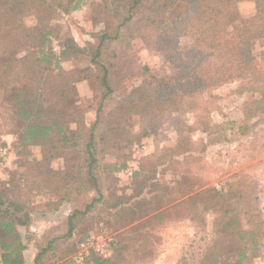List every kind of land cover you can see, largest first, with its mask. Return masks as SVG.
I'll return each mask as SVG.
<instances>
[{"label":"trees","instance_id":"1","mask_svg":"<svg viewBox=\"0 0 264 264\" xmlns=\"http://www.w3.org/2000/svg\"><path fill=\"white\" fill-rule=\"evenodd\" d=\"M241 1L102 0L94 5L95 12L110 14L112 22L92 33L93 41L84 48L72 37H64L56 54L47 46L51 36L58 37L49 19L57 11L77 9L79 0H0V89L9 93L10 104H0L5 119L0 131L18 134L23 144L16 148V168L0 181V264H24L25 243L18 227L29 224L33 195L42 194L47 206L57 207L63 201L75 202L90 191L97 194L84 209H73L67 215L69 234L76 218H82L102 196L100 159L104 152L119 153L148 136L150 128L164 124L167 111L186 106L193 110L194 120L191 124L175 122L174 147L158 149L135 162V186L124 200L114 203L117 212L135 214L148 203L142 195L149 175L159 167L168 164L176 168L196 157L192 131L204 134L198 152L223 140L226 123H212L208 107L197 100L207 88L233 79L246 80L242 91L250 92L252 98L245 102L241 120L232 123L245 130L249 120L264 115V48L260 57L253 54L254 41L264 42V0H250L254 12L249 17L240 15ZM28 14L36 18L33 27L22 24ZM185 35L191 39L189 44L179 46V37ZM135 38L145 42L151 38L154 44L167 48L165 57L175 64L176 72L162 77L148 74L139 85L115 99L116 83L126 77L125 49ZM79 55H86L95 71L62 68L60 61ZM83 80L90 81L95 91V118L89 125L76 106V84ZM109 101L114 103L106 107ZM134 115L140 118L137 133L129 129ZM25 145L39 147L41 158H30ZM54 157L63 159L61 169L49 168L48 161ZM177 184L180 196L185 198L168 206L169 210H190L191 217L204 211L214 215L213 238L200 264H246L261 254L264 219L242 203L247 194L242 187L229 181L221 187L207 188L185 181ZM165 196L157 193L152 198L161 205ZM164 211L154 216L160 217ZM44 251L35 255L34 264H41ZM91 262L113 264L109 257L94 256Z\"/></svg>","mask_w":264,"mask_h":264},{"label":"rangeland","instance_id":"2","mask_svg":"<svg viewBox=\"0 0 264 264\" xmlns=\"http://www.w3.org/2000/svg\"><path fill=\"white\" fill-rule=\"evenodd\" d=\"M99 2L102 0H79L77 9L67 13L55 12L49 19V26L54 28L58 37L51 36L47 43L49 49L57 54L66 36L72 37L83 48L87 42L93 41L92 33L103 29L107 21L112 22L110 14L103 10L95 12L94 5ZM238 10L242 17L251 16L254 12L253 2H239ZM22 24L25 27L35 26L34 14L24 16ZM190 40L189 36H180L178 44L186 46ZM263 48V40H255L253 54L260 57ZM167 52V48L154 44L151 38L147 42L141 38L131 40L125 49L126 77L116 83L114 98L125 95L148 74L157 77L173 75L176 72L175 64L166 59ZM60 64L64 70L78 69L83 73L95 71V66L86 55L70 57L60 61ZM246 85V80L233 79L207 88L197 95L198 102L208 107L212 123H226L228 128L225 138L207 145L203 152H198L199 141L204 134L192 131L190 135L196 142L194 146L197 150L193 155L196 157L187 160L186 164L176 165V168L166 164L159 167L153 176L149 175L142 195L148 203H144L135 214L117 212L119 208L114 203L124 200V197L132 193L135 186V162L155 154L158 149L174 147L177 135L174 125L177 120L187 124L193 122V110L186 106L177 111H167L164 124L156 129L150 128L148 136L125 146L119 153L113 150L104 152L100 159L103 168L102 196L84 211L82 218H76L69 234L67 215L73 209H84L85 204L93 197H98L97 194L90 191L75 202L63 201L57 207L53 204L47 206L44 195H33L29 224L18 227L25 243L22 251L24 263L34 264L35 255L45 248L39 259L41 264H92L94 256L100 259L109 257L113 264H200L204 249L213 238L214 215L210 211H204L191 217L190 210L178 213L169 210L168 206L185 198L180 196L177 189L179 181L193 183L201 188L221 187L227 181L236 182L237 186L247 192L242 200L245 207L264 219V115H257L249 120L245 130L238 129L237 124L232 123L241 120V110L245 102L252 98L250 92L242 91V87ZM76 87V106L82 112L84 122L89 125L95 118V91L87 80L79 81ZM8 94L0 89V104L10 105L7 101ZM113 103L109 101L106 107ZM3 115L0 107V125L5 122ZM139 126L140 118L137 115L131 116L130 131L137 133ZM2 142L6 143V147L10 145L11 149L8 148L9 162L0 174V181L7 179L9 171L16 168V148L23 146L18 134H3L0 131V145ZM24 148L30 158H41L39 147L25 145ZM178 159L182 161L181 156ZM63 165L61 157L48 161V166L52 169H61ZM112 167L115 169H111ZM128 168L131 170L130 174L126 172ZM157 193L168 195L163 197L161 205L152 198ZM162 210H165L163 215L154 216ZM245 221L243 217L242 222ZM98 245L103 246L102 253L96 250ZM246 264H264V241L261 254L250 258Z\"/></svg>","mask_w":264,"mask_h":264},{"label":"built area","instance_id":"3","mask_svg":"<svg viewBox=\"0 0 264 264\" xmlns=\"http://www.w3.org/2000/svg\"><path fill=\"white\" fill-rule=\"evenodd\" d=\"M9 154L10 153L8 147L0 145V174L2 173V170L8 165ZM126 172L130 174L131 170L128 168ZM96 250H99L102 253L104 251V248L102 245H98Z\"/></svg>","mask_w":264,"mask_h":264},{"label":"crops","instance_id":"4","mask_svg":"<svg viewBox=\"0 0 264 264\" xmlns=\"http://www.w3.org/2000/svg\"><path fill=\"white\" fill-rule=\"evenodd\" d=\"M24 264H27V262H25Z\"/></svg>","mask_w":264,"mask_h":264}]
</instances>
